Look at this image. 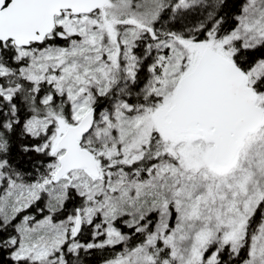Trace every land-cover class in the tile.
Masks as SVG:
<instances>
[{"label": "snow or ice", "instance_id": "1", "mask_svg": "<svg viewBox=\"0 0 264 264\" xmlns=\"http://www.w3.org/2000/svg\"><path fill=\"white\" fill-rule=\"evenodd\" d=\"M0 264H264V0H0Z\"/></svg>", "mask_w": 264, "mask_h": 264}]
</instances>
